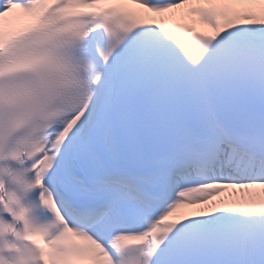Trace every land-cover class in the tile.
Instances as JSON below:
<instances>
[{
	"label": "snow or ice",
	"instance_id": "snow-or-ice-1",
	"mask_svg": "<svg viewBox=\"0 0 264 264\" xmlns=\"http://www.w3.org/2000/svg\"><path fill=\"white\" fill-rule=\"evenodd\" d=\"M0 264H264V0H0Z\"/></svg>",
	"mask_w": 264,
	"mask_h": 264
}]
</instances>
